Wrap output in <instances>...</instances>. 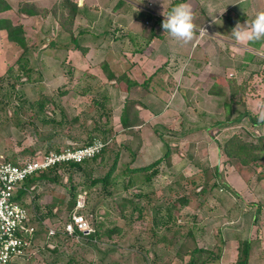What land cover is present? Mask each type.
Instances as JSON below:
<instances>
[{
	"label": "rangeland",
	"instance_id": "rangeland-1",
	"mask_svg": "<svg viewBox=\"0 0 264 264\" xmlns=\"http://www.w3.org/2000/svg\"><path fill=\"white\" fill-rule=\"evenodd\" d=\"M71 1L84 6L96 19L90 23L88 17L77 15L69 23L66 16L68 10L61 7L65 0H6L9 9L0 12V18L22 25L27 38L28 52H25L29 59L25 69L28 73H25L15 62L23 49L9 42L6 31L0 29V160L21 162L60 150L69 143L84 144L90 124L98 126L95 131L97 136L108 138L106 149L92 161L81 164L80 168L56 169V173H52L56 181L42 179L31 193L22 197L30 223L37 233L29 248L34 253L29 251L33 253L31 257L17 264H48L52 260L56 264H184L188 256L183 255L179 259L175 255L179 240L187 249L193 245L211 247L214 255L219 254L218 263L222 260L221 264H236L238 240L246 239L251 231V235L255 231L264 233V160L257 164L251 162L250 166L243 165L237 160H229L221 145L232 134L244 136L246 140L264 139V124L255 126L250 123L251 117L257 120L264 118V58L252 57L244 67L238 66L242 59L219 60L223 65L221 69L211 67L220 71L218 74L200 73L197 69L192 72V77L186 71L183 74L190 77L186 78L189 87L177 84L180 73L174 79L170 75L169 104L162 108L159 103L155 104L154 108L161 110L156 118L149 116L147 111L143 113L146 118L143 129L148 136L158 132L169 139L174 132L177 134L172 136L175 144L169 145V156L155 167L156 175L148 182L146 179L150 170L136 173L134 185L129 188H123L118 177L115 179L117 183L110 180L104 185L98 181L88 186L91 178H100L108 170L116 150L120 149L116 157L118 171L125 163L142 166L153 158V155L142 156L136 152L131 162V155L123 148V145L135 148L136 139L119 122L122 100L119 95L114 97L120 94V90L112 89L111 98L105 102L107 117L93 101L98 93L97 80L90 84L89 90H85L82 83L86 81L79 78L81 73L89 71L85 69L87 66L99 71V75L95 76L101 81L102 77L105 78L100 72L104 62L117 77L124 75L120 70L126 69L129 62H142L140 53L132 57L129 52L124 53L120 40L125 38L126 29L137 31L141 28L140 22L148 21L138 16L140 8L135 5L137 0H125L116 9L118 0ZM22 6L31 7L36 14H28L21 9ZM150 15L147 14L146 18ZM69 28L74 36L79 29L93 33L107 32L97 39L89 32L82 36L84 40L80 41V47H70L66 51L50 46L47 38L55 41L61 38V42L65 43L66 39L62 37L68 35ZM128 47L136 49L134 42ZM147 47L149 49L150 45ZM38 59H43L44 65L38 63L34 66L33 60ZM174 61L171 67L177 71L180 65ZM9 67H12L10 77ZM192 68L187 67L186 70ZM213 83L224 94H211L209 90ZM122 84L125 83L119 82L118 85ZM230 86L235 88L232 101L228 99ZM164 98L167 99L166 94ZM39 103H43L42 110H38ZM136 109L135 104H131L130 114L134 115L133 110ZM243 113L249 115L242 116L240 121L228 122L225 119L232 121ZM104 125H110L112 131H102ZM205 181L207 186L204 189ZM214 182L217 184L213 186ZM71 185L75 186L71 194L76 193L77 202H83L80 209L85 213L82 214L86 217L88 228H98L99 218L96 217L102 218L104 207H107L110 219L123 229L120 236L98 240L100 249L111 243L107 259L101 258L93 242L90 244L80 236L62 232L69 208L67 201L59 203L58 198L64 196L67 200L71 195L68 192ZM16 195L17 198L22 196L19 193ZM131 197L138 202L134 210L131 209ZM183 197L186 203L180 200ZM101 199L104 204L99 203ZM122 199L127 201L121 209L119 203ZM154 206L162 216L170 212L174 217L168 230H163L168 227L165 226L167 223L163 225L158 220L154 223L151 216ZM39 216L42 218L39 219ZM44 224L60 228V232L48 240ZM185 224L196 227L195 239L190 236L179 239V235L172 239L173 232L182 229L180 226ZM162 233L168 239L172 237L171 242L166 245L158 243L157 246L153 241Z\"/></svg>",
	"mask_w": 264,
	"mask_h": 264
},
{
	"label": "crops",
	"instance_id": "crops-1",
	"mask_svg": "<svg viewBox=\"0 0 264 264\" xmlns=\"http://www.w3.org/2000/svg\"><path fill=\"white\" fill-rule=\"evenodd\" d=\"M123 1L125 2V0ZM135 2V5L140 8L139 13H137L138 16L143 17L142 19H145L148 23L140 22L139 26L141 28L134 32L126 29L124 32L126 34L125 38L121 37V40H119L120 47L124 46L125 50L122 48L124 53L129 52L128 54L131 57L140 53V58L143 61H137L138 64L129 62L126 69L120 70L124 74L120 77L116 76L111 67L102 68L100 66V72L105 77L104 79L102 77L100 81L95 76L99 75V71L93 70L94 67L89 68L87 66L85 69L89 71L81 73L79 78L86 81L84 84L82 83V86L86 88L85 90H89L90 84L97 80L98 86H96V89L98 93L95 99L99 101L105 103L107 99L111 98L112 89H119L120 94H116L115 97L113 95V97L115 99L119 95L123 109L127 103L130 105L135 104L138 109L133 110V114L137 117V124L122 128L130 136L133 135L132 138L136 139L135 148H131V150L140 153L142 156L153 155V158L148 159L151 162L165 153V145L159 134L156 133V135L153 134L150 137L144 133L143 127L146 125V118L143 116L144 111H147L150 114L149 116L156 118L161 110L154 108L155 104L159 103L161 108L169 104V98L171 97L170 92H168L169 83L171 82L170 75H173L174 79L175 75L180 73V79L176 80L177 84L189 87L186 84H188L187 79L190 77L183 74L186 71L192 77H194L192 72L197 69L200 73L218 74L220 71L212 70L211 67L216 66L221 69L223 65L220 64L219 60L242 59V62H240L242 64L239 63L238 66L244 67V64L249 62L252 57L262 56L264 58V39L249 41L247 39H237L232 34V29L237 23L244 26L246 21H251L257 11L264 10V0H186L194 14V35L192 40L188 42H180L171 38L162 28L163 13L166 14L180 0H137ZM149 11L151 13L150 18H146L147 14H150ZM139 26L137 25V27ZM201 29L206 30V32H201ZM133 42L136 49L128 47V44ZM148 45L150 47L146 49ZM99 49H102V47ZM168 59H173L175 64L180 65L176 68L177 71L171 67L173 61ZM202 59L204 60L202 61ZM157 63L160 64L156 65ZM211 63H213L212 66L209 65ZM187 67L193 68L186 70ZM109 74H112L111 78ZM119 82L125 84L119 86ZM164 94H166L167 99L164 98ZM173 99L175 100L174 97ZM123 109L118 116L119 122ZM172 136H177L176 132ZM172 136L169 137L168 145L170 146L175 144V139ZM28 193H31V191H27L24 195ZM24 195L18 198L23 203L22 197ZM41 218L39 216V219ZM251 232L246 238L250 243L247 264H264V257H262V254L264 255V233L261 234L255 231L251 235ZM235 256L237 257V255Z\"/></svg>",
	"mask_w": 264,
	"mask_h": 264
},
{
	"label": "trees",
	"instance_id": "trees-1",
	"mask_svg": "<svg viewBox=\"0 0 264 264\" xmlns=\"http://www.w3.org/2000/svg\"><path fill=\"white\" fill-rule=\"evenodd\" d=\"M124 1L123 0H118L117 4L115 5V9L117 7H119ZM61 7L63 9L67 8L68 13L66 14L67 16V20L69 21V23H72L73 19L75 17H77V15H83L88 17L89 22L91 23L92 21H94L96 19L95 16L93 15H89L88 10L82 6V5H78V3L73 2L71 0H65V3H61ZM9 9V5L6 2V0H0V12H3L5 10ZM22 10L26 11L28 14L30 15H34L36 14V10L32 9L31 7L28 6H22L21 8ZM0 29H4L6 31V35H7V39L9 40V42H11L13 45H15L18 49L22 48L23 51L22 53H20L16 59L15 62H17L18 64V68L22 71H25V73H28L26 69V64L28 63V58H27V53L25 51L28 50L27 48V43H26V37L24 35V29L22 28V25H14L11 20L7 19V18H0ZM68 35L66 37H62L64 39H66L65 43L61 42V38H59L57 41L47 38V41H50L51 44L50 46L54 45L57 49H64L69 50L70 47L72 48H77L80 47V41L84 40V37H82L83 35L88 34L90 31H88L87 29H79L77 32V35L74 36L73 32L71 31V28L68 29ZM103 32H107L105 30H101L98 33H92L90 36H92L94 39H97L101 36L104 35ZM64 42V41H63ZM82 50H85L84 48H82ZM25 52V53H24ZM28 52V51H27ZM58 58V56H57ZM61 58V57H59ZM64 59V57H63ZM61 59V60H63ZM64 61V60H63ZM43 64V59L39 60H33V65L36 66L37 64ZM106 63L104 62L102 64V66L104 68H106L107 66L105 65ZM8 74L9 77L10 75H12V67H9L8 69ZM41 73V71L39 72ZM109 77H112V74H109ZM16 78V77H15ZM19 77H17L18 79ZM1 79V77H0ZM10 88H12V86H9ZM218 85L216 83H213L212 87H210L209 92L211 94H224L223 91H221L220 89H217ZM235 88L233 86H230V91L228 92V99L229 101L234 100V96H235V92H234ZM94 104L96 106H99L102 111L106 114V116L108 117V110L106 107H104L105 103L103 101H99L97 99H93ZM133 104V103H132ZM42 106L43 103H39L38 104V110H42ZM228 108V106H227ZM132 112V111H131ZM130 104L127 103L124 105V109L120 115V122L123 126V128H127V127H131L137 124V117L134 115H131L130 113ZM227 114H229V111H227ZM249 115V113H243L241 115H239V117H236L235 119H232V121H230L229 118H225L228 120V122H234V121H240L242 116L245 115ZM227 117V116H226ZM51 121V120H48ZM139 121V120H138ZM108 123V121H107ZM250 123L252 125H262L264 124V118L257 120L255 119V117H251L250 118ZM97 125H89L87 127V132H86V141L83 142L84 144H87L89 142H91L93 139L95 138H101L104 141H108V138H104L103 135L101 136H97L95 133V131L98 129ZM100 128V126H99ZM104 129H102V131L104 130L105 132L108 131H112V127L110 125H104L103 127ZM157 134H159L160 137H162V141L164 143V145L166 146V150L165 153L159 157L158 159L151 161L150 163H147L146 165H135L133 163H125L122 165L121 169L116 168V157L119 155L120 149L115 151V158L113 159V163L109 166L108 170L104 173V175H102V177L100 178H91L89 185H94L96 184V182L100 181L102 182L104 185L108 184L109 181L111 180V182L113 183H117L118 181H116L115 179L118 177L119 178V184L121 186H123V188H129L132 185H134V176L136 173L139 172H145L150 170L149 173H147V179L146 181L150 182L151 178L153 176L156 175L157 169H155V167L157 165H159L165 158H167L169 156V152H170V147L168 145L169 139H165L163 138V135H161L160 133L156 132ZM253 135V134H252ZM108 144V143H107ZM107 144L103 147V149L101 150V152L97 155H95L94 157L90 158V159H86L82 162H67V163H62L60 165H55L52 166L50 168H48L47 170H44L42 172H40L38 175H32L31 177H28L23 186L24 188H29L31 185L33 184H37L38 185V181L42 180V179H47V180H51V181H56L57 179L52 175V173H56V169H59L61 167H77L80 168L81 164L86 163L88 161H92L94 158H96L98 155H100L107 147ZM123 148H125L126 150H128L129 154L131 155V162L134 161L135 159V151L133 152L131 150V147L129 145H123ZM222 151L225 154V156L229 159V160H237L238 162H240L243 165L246 166H250L253 162L254 164H257L258 162H260L261 160H264V139L263 138H252L249 140H246L244 136L238 135V134H232L230 137L226 138L223 142V144L221 145ZM11 162H15V160H12ZM264 162V161H263ZM117 170V172H116ZM116 174V175H115ZM216 174L217 170H216ZM115 180V181H114ZM213 186L216 185L217 183H212ZM206 181L204 182V185L202 188H206ZM226 186V185H225ZM75 188L74 185H71L68 192L69 194H71V190ZM32 192V191H31ZM19 195H24L26 193V190L21 188L18 190ZM141 195V193L139 194ZM63 197V198H62ZM59 197L58 198V202L59 203H63L64 201L66 202V205H68L69 208V212L71 210L74 209L75 205H76V193H73L67 198V200L64 199V196ZM18 199V198H17ZM181 201H183L184 203L187 202V200L185 199V197H183L182 199H180ZM127 200H120V205H121V209L124 206L123 203H125ZM21 203L23 205H25L22 201ZM100 204H104L105 201L104 200H99ZM130 203H131V209L134 210L135 208H137V204L138 202L134 201L133 197H131L130 199ZM183 203V204H184ZM54 204V203H53ZM26 206V205H25ZM156 206V205H155ZM153 207V209L151 210V216L154 218V223H156V220H158L160 223H162L163 225L167 223L168 226L167 228L163 229V230H168L171 226H172V222L174 217H172V214L170 212H167L166 215L162 216V213L160 212V210L156 207ZM125 207V206H124ZM168 208V207H167ZM104 214L100 217H96L99 218L97 221V225L98 228L96 227V229L93 227V231L90 232L87 235L82 234V232L76 230L81 239H85L86 241H88V243H92L94 244V248L97 250V252L101 253V258H105L107 259L109 256V251L111 250V243L105 247V249H100L98 247V240H100L102 237H106V238H113L112 236H120L123 233V229L117 225V223H114L115 221L110 219V210L107 207H104ZM68 212V213H69ZM79 212L84 213L83 210H79ZM85 214V213H84ZM68 216V215H67ZM67 220V219H66ZM170 220V221H169ZM169 221V222H168ZM40 223H42L41 220H39ZM111 225V226H109ZM182 229L176 230V232H173V238L170 237V239H168L169 237H167L166 235H164V233L160 234L159 236H157L155 238V240L153 241V243L157 244L161 243V245H166L169 242H171V238L175 239L176 235H179V239H186L189 236L194 240L196 235L194 228L196 229V227L194 226H189V224H185L184 227L180 226ZM199 230V229H198ZM46 231V229H45ZM181 241L179 240V244L176 247L177 249L175 250V255L178 256L179 259H182L183 255H187L188 259L184 264H219L217 261H219V254L214 255V251L211 249V247H197L196 245H193L190 249H187L184 247L183 243H180ZM239 242V246H238V253H237V260H236V264H247L248 261V256H249V250H250V243L248 239H241L238 240ZM160 245V244H159ZM165 247V246H164ZM161 247V248H164ZM159 249V248H158ZM48 264H56L55 261H51Z\"/></svg>",
	"mask_w": 264,
	"mask_h": 264
},
{
	"label": "built area",
	"instance_id": "built-area-1",
	"mask_svg": "<svg viewBox=\"0 0 264 264\" xmlns=\"http://www.w3.org/2000/svg\"><path fill=\"white\" fill-rule=\"evenodd\" d=\"M107 143L108 141L101 138H95L87 144L69 143L70 145L66 144L60 150L49 151L21 162L0 160V264H17L29 259L34 253L29 248L37 231L30 223L25 205L16 195L21 188L26 192L35 188L36 184L24 188L25 180L57 164L90 159L99 154ZM82 206L83 202L78 201L74 209L68 213L67 221L62 227L64 234L78 237L80 235L76 230L84 235L94 230L93 227L88 228L86 217L79 212ZM45 229L48 240L60 232V228L48 225H45ZM29 251L33 253L30 254Z\"/></svg>",
	"mask_w": 264,
	"mask_h": 264
},
{
	"label": "clouds",
	"instance_id": "clouds-1",
	"mask_svg": "<svg viewBox=\"0 0 264 264\" xmlns=\"http://www.w3.org/2000/svg\"><path fill=\"white\" fill-rule=\"evenodd\" d=\"M163 16L162 28L171 38L180 42L192 40L194 14L186 0H180L166 14L163 13ZM232 34L237 39H247L249 41L264 39V10L257 11L251 21H246L244 26L237 23L232 29Z\"/></svg>",
	"mask_w": 264,
	"mask_h": 264
}]
</instances>
